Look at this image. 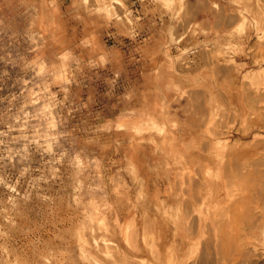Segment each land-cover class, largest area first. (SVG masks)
<instances>
[{
    "label": "rangeland",
    "instance_id": "1",
    "mask_svg": "<svg viewBox=\"0 0 264 264\" xmlns=\"http://www.w3.org/2000/svg\"><path fill=\"white\" fill-rule=\"evenodd\" d=\"M110 1L0 0V264H264V0Z\"/></svg>",
    "mask_w": 264,
    "mask_h": 264
},
{
    "label": "bare ground",
    "instance_id": "2",
    "mask_svg": "<svg viewBox=\"0 0 264 264\" xmlns=\"http://www.w3.org/2000/svg\"><path fill=\"white\" fill-rule=\"evenodd\" d=\"M113 1H114V0H112V1H110V2H113ZM110 2H109V3H110ZM115 2H116V1H115ZM103 3H105V2H103ZM113 3H114V2H113ZM113 3H112V5H113ZM115 4L117 5L118 2H116ZM101 5H105V4H101ZM112 5H110V6L107 5V6H109V7L107 8V6H105V8H107L108 11H110V8H111ZM112 8L114 9V5H113ZM111 10H112V9H111ZM242 11H243V10H242ZM243 13H244V12H243ZM110 14H111V12H110ZM244 15H245V14H244ZM242 16H243V15H242ZM234 64H235V63H234ZM258 77H259V76H258ZM259 79H260V78H259ZM257 87H258V86H257ZM256 90H257V88H256ZM257 91H258L259 93L262 94L261 96H262L263 98H260V97H259V98H260V100H261V99L263 100V99H264V95H263L264 90L261 89V88L259 87V89H258ZM253 95H254V94H253ZM197 98H198V97H197ZM251 98H252V97H251ZM253 98H254V97H253ZM259 98H258V99H259ZM252 101H254V100L252 99ZM256 101L258 102V100L255 98V102H256ZM262 102H263V101H262ZM174 123H175V122H174ZM174 126H175V125H174ZM222 128H223V127H222ZM244 128H246V126H245ZM158 129H159V128H158ZM168 129H169V128H168ZM242 129H243V128H242ZM215 130H216V129H215ZM223 130H224V129H223ZM247 130H249V129H247ZM217 131H218V130H217ZM217 131H215V132H217ZM242 131H243V130H242ZM245 131H246V129H245ZM211 133H212V132H211ZM217 133H218V132H217ZM215 134H216V133H215ZM219 134H221V133H219ZM227 134H228V133H227ZM180 135L183 136L184 133H183V134H180ZM166 138H167V137H166ZM183 139H184V137H183ZM183 139H182V140H183ZM183 141H184V140H183ZM217 141H218V140H217ZM222 141H223V140H222ZM193 142H194V141H193ZM228 142H229V141H228ZM173 143H174V142H173ZM205 143H206V142H205ZM214 144H215V142H214ZM189 145H190V144H189ZM203 145H204V144H203ZM215 145H216V144H215ZM218 145H219V144H218ZM212 146H213V145H212ZM190 147H191V146H190ZM213 147H214V146H213ZM220 148H221V147H220ZM215 149H216V148H215ZM174 150H175V149H174ZM203 151H204V150H203ZM211 151H212V150H211ZM176 152H178V151H176ZM213 152H214V151H213ZM219 152H220V151H219ZM178 153H179V152H178ZM181 153H182V152H181ZM194 153H195V152H194ZM177 155H178V154H177ZM225 156H227V155H225ZM232 156H234V155H232ZM213 157H214V156H213ZM174 158H175V157H174ZM196 158H197V157H196ZM224 158H225V157H224ZM226 158H227V157H226ZM235 158H236V157H235ZM235 158H233V159L235 160ZM185 159H186V158H185ZM188 160H189V159H188ZM227 160H230V159L227 158ZM227 160H226V162H228ZM189 161H190V160H189ZM196 161H197V160H196ZM231 161H232V160H230L229 162H230V163H233V162H231ZM237 161H238V160H237ZM147 162H148V161H147ZM226 162L224 161V164H223V167H225V168H226V166H227V165L225 166ZM238 163H239V162H238ZM238 163L235 161V162H234V166L237 165ZM241 164H242V162H241L240 164H238V165H241ZM232 165H233V164H232ZM232 165H231V167H232ZM250 165H251V164H250ZM245 166H246V165H244V166H242V167H245ZM248 166H249V165H248ZM251 166H253V165H251ZM251 166H250V167H251ZM254 166H255V165H254ZM256 166H257V165H256ZM181 167H182V172H184L185 169H186V166H185L184 162H182V166H181ZM193 167H194V166H193ZM198 167H199V166H198ZM204 167H205V166H204ZM223 167H222V169H223V170H226V169H224ZM246 168H247V167H246ZM246 168H245V169H246ZM258 168H259V167H258ZM230 169H231L230 172L232 173V171H233L234 169H236V168H233V167H232V168H230ZM230 169H229V170H230ZM232 169H233V170H232ZM237 169H239V167H238ZM180 170H181V168H180ZM239 170H241V168H240ZM247 170H248V168H247ZM253 170H254V169H253ZM256 170H258V169L256 168ZM131 171H132V170H131ZM234 171H236V170H234ZM197 172H198V171H197ZM222 172H224V171H222ZM226 172H227V171H226ZM201 173H203V172H201ZM206 173H207V172H206ZM231 173H230V174H227V175L229 176V175H231ZM237 173H239V172H237ZM245 173H247V172L245 171ZM178 174H179V173H178ZM183 174H185V173H183ZM197 174H199V173H197ZM213 174H214V173H213ZM253 174H255V173L253 172ZM224 175H226V174L224 173ZM227 175H226V176H227ZM181 176H182V173H181ZM198 176L200 177V175H198ZM213 176H215V175H213ZM228 176H227L226 178H229ZM243 176H244V175H243ZM249 176H250V175H249ZM192 177H193V176H192ZM189 178H190V177H189ZM203 178H204V177H203ZM246 178H247V177H246ZM231 179H232V178H231ZM137 180H138V178H137ZM225 180H226V179H225ZM232 180H233V179H232ZM232 180H230V181H232ZM186 181H187V180H185V182H186ZM191 181H192V180H191ZM208 181H209V180H208ZM208 181H207L206 183H208ZM212 181H213V180H212ZM226 181H229V180L227 179ZM201 182H202V181H201ZM260 182H262V181H260ZM224 183H226V182H224ZM185 184H186V183H185ZM193 184H194V182H193ZM209 184H210V183H209ZM228 184H229V183H228ZM237 184L240 185V183H237ZM258 184H259V183H258ZM261 184H262V183H261ZM143 185H144V184H143ZM191 185H192V184H191ZM198 185H199V184H197V186H198ZM210 185H211V184H210ZM212 185H213V184H212ZM233 185H234V187H236V186L238 187V185H235V184H233ZM127 186H128V185H127ZM186 186H188V185H186ZM202 186H203V185H202ZM191 187H192V186H191ZM211 187H213V186H211ZM232 187H233V186H232ZM213 188H214V187H213ZM177 189H178V188H177ZM190 189H191V188H190ZM190 189H189V190H190ZM156 190H157V189H156ZM191 190H196V189H194V188L192 187ZM202 190H203V189H202ZM212 190H213V189H212ZM226 190H227V189H226ZM236 190H237V188H236ZM238 190H239V189H238ZM121 191H122V190H121ZM139 191H140V189H139ZM139 191H138V192H139ZM199 191H200V189H199ZM209 191H210V190H209ZM213 191H215V190H213ZM178 192H179V191H178ZM178 192H176V193H178ZM233 192H234V191H233ZM239 192H241V191H239ZM239 192H238V194H239ZM141 193H142V192H141ZM141 193H140V194H141ZM183 193H184V195H185V192H183ZM190 193H191V192H190ZM195 193H196V192H195ZM212 193H213V192H212ZM235 193H236V192H235ZM119 194H120V193H119ZM140 194H138V195H140ZM144 194H145V193H144ZM178 194H179V193H178ZM205 194H206V193H205ZM205 194H204V195H205ZM233 194H234V193H233ZM150 195H151V194H150ZM146 196H147V195H146ZM200 196H201V195H200ZM221 196H222V195H221ZM227 196H228V194H227ZM237 196H239V195H237ZM118 197H120V196H118ZM180 197H181V193H180ZM230 197H232V196H230ZM240 197H242V195H241ZM240 197H239V198H240ZM136 198H137V197H136ZM193 198H194V197H193ZM203 198H204V197H203ZM211 198H212V197H211ZM215 198H216V197H215ZM252 198H253V197H252ZM158 199H159V198H158ZM198 200H199V199H198ZM252 200H253V199H252ZM136 201H137V200H136ZM194 201L196 202V200H194ZM242 201H243V200H242ZM245 201H246V200H245ZM117 202H118V201H117ZM128 204H129V203H128ZM94 205H95V203H94ZM96 205H97V203H96ZM179 205H180V204H179ZM186 205H187V204H186ZM90 206H91V205H90ZM132 206H133V205H132ZM144 206H145V205H144ZM176 206H177V204H176ZM229 206H230V205H229ZM259 206H260V204H259ZM95 207H96V206H95ZM127 207H128V206H127ZM129 207H131V206H129ZM134 207H135V206H134ZM160 207H161V206H160ZM172 207H173V206H172ZM177 207H178V206H177ZM223 208H224V207H223ZM228 208H229V207H228ZM92 209H93V208H92ZM133 209H134V208H133ZM135 209H136V208H135ZM137 209H138V208H137ZM137 209H136V210H137ZM185 209H186V207H185ZM221 209H222V208H221ZM221 209H220V210H221ZM252 209H253V208H252ZM199 210H200V209H199ZM199 210H198V211H199ZM89 211H90V210H89ZM117 211H118V210H117ZM161 211H162V210H161ZM188 211H189V210H188ZM217 211H219V210H217ZM250 211H251V210H250ZM135 213H136V212H135ZM208 213H209V212H208ZM220 213H222V212L220 211ZM224 213H225V209H224ZM88 214H89V212H88ZM92 214H93V213H91V215H92ZM199 214H200V213H199ZM213 214H214V213H213ZM155 215H156V214H155ZM187 215H188V214H187ZM200 215H201V214H200ZM215 215H216V214H215ZM206 216H207V215H206ZM219 216H220V215H219ZM258 216H259V215H258ZM131 217H132V216H131ZM166 217H167V216H166ZM216 217H217V216H216ZM225 217H226V215H225ZM225 217H224V218H225ZM100 218H101V217H100ZM192 218H193V217H192ZM228 218H229V217H228ZM91 219H92V218H91ZM201 219H202V218H201ZM102 220H103V219H102ZM144 220H145V219H144ZM158 220H159V219H158ZM255 220H257V219H255ZM117 221H118V220H117ZM257 221H258V220H257ZM103 222H104V221H103ZM133 222H134V221H133ZM139 222H140V221H139ZM167 223H168V222H167ZM216 223H217V222H216ZM234 223H235V222H234ZM116 224H118V222H116ZM119 224H120V223H119ZM250 224H251V223H250ZM252 224L255 225L254 223H252ZM126 225H127V227H128V225H130V224H126ZM160 225H161V224H160ZM189 225H190V224H189ZM253 225H252V226H253ZM116 226H117V225H116ZM135 226H136V225H135ZM217 226H218V225H217ZM127 227H126V228H127ZM146 227H147V226H146ZM163 227H164V226H163ZM190 227H191V226H190ZM218 227H219V226H218ZM245 227H246V226H245ZM129 228H130V227H129ZM132 228H134V227H132ZM159 228H160V227H159ZM108 229H109V228H108ZM146 229H147V228H146ZM187 229H188V228H187ZM215 229H216V228H215ZM230 229H232V228H230ZM253 229H254L255 231L259 232L260 234H261V233H264V222H263V221L260 222V223L258 222V223L255 225V227H253ZM130 230H131V229H130ZM226 230H227V229H226ZM242 230H243V229H242ZM250 230H251V229H250ZM135 231H136V230H135ZM139 231H141V230H139ZM155 231H156V230H155ZM120 232H121V231H120ZM120 232H119V233H120ZM124 232H126V231H124ZM128 232H129V231H128ZM144 232H145V230H144ZM144 232H143V234H144ZM226 232H227V231H226ZM91 234H92V233H91ZM126 234H127V233H126ZM154 234H156V233H154ZM129 235H130V234H129ZM132 235H133V234H132ZM126 236H127V235H126ZM154 236H155V235H154ZM158 236H159V235H158ZM169 236H170V235H169ZM95 237H96V236H95ZM100 237H101V236H100ZM130 237H131V236H130ZM133 237H134V236H133ZM165 237H166V236H165ZM103 238H104V237H103ZM126 238H128V237H126ZM137 238H138V237H137ZM106 239H107V238H106ZM108 239H109V238H108ZM142 239H143V238H142ZM158 239H159V238H158ZM103 240H104V239H103ZM124 240H125V239H124ZM127 240H129V239H127ZM133 240H134V239H133ZM168 240H169V239H168ZM83 241H84V240H83ZM93 241H94V240H93ZM86 242H87V240H85V243H82V244H85V245H86ZM88 242H89V241H88ZM111 242L113 243L114 241H111ZM111 242H109V243H111ZM127 242H128V241H127ZM150 242H151V241H150ZM95 243H96V242H95ZM103 243H104V242H103ZM131 243H132V242H131ZM143 243H144V240H143ZM147 243H148V242H147ZM90 244H92V243H90ZM104 244H105V243H104ZM139 244H140V243H139ZM172 244H173V243H172ZM108 245H109V244H108ZM110 245H111V244H110ZM113 245H114V244H113ZM113 245H112V247H114ZM122 245H123V244H122ZM128 245H129V243H128ZM137 245H138V244H137ZM150 245H152V243H150ZM118 246H120V245H118ZM132 246H133V245H132ZM154 246H155V245H154ZM82 247H83V246H82ZM96 247H97V246H96ZM129 247H130V246H129ZM135 247H136V246H135ZM135 247H134V248H135ZM137 247H138V246H137ZM141 247H142V246H141ZM95 249H96V248H95ZM120 249H121V248H120ZM130 249H131V248H129V250H130ZM135 249H137V248H135ZM142 249H143V248H142ZM157 249H158V248H157ZM157 249H155V250H157ZM85 250H86V249H85ZM87 250L89 251V249H87ZM93 250H94V249H92V251H93ZM114 250H115V249H114ZM116 250H117V247H116ZM123 250H124V249H123ZM152 250H153V249H152ZM106 251H107V250H106ZM84 252H85V251H84ZM121 252H122V251H121ZM132 252H133V251H132ZM135 252H137V251H135ZM152 252H153V251H152ZM158 252H159V251L157 250V253H158ZM91 253H93V252H91ZM109 253H111V252H109ZM112 253H113V252H112ZM150 253H151V252H150ZM154 253H155V251H154ZM167 253H168V252H167ZM94 254H95V253H94ZM104 254H105V253H104ZM159 254H160V253H159ZM159 254H158V255H159ZM95 255H96V254H95ZM98 255H99V254H98ZM106 255H107V254H106ZM114 255H115V254H114ZM126 255H128V254H126ZM158 255H157V256H158ZM81 256H82V255H81ZM104 256H105V255H104ZM130 256H131V258H132L133 255H130ZM101 257H102V256H101ZM109 257H110V256H109ZM112 257H113V256H111V258H112ZM123 257H124V255H123ZM128 257H129V256H128ZM136 257H137V256H136ZM86 258H87V257H86ZM86 258H85V259H86ZM105 258H106V257H105ZM105 258H103V259H105ZM111 258H109V259H111ZM126 258H127V257H126ZM133 258H135V257H133ZM133 258L131 259V261L133 260ZM149 258H150V257H149ZM158 258H159V257H157V259H158ZM81 259H82V258H81ZM127 259H128V258H127ZM129 259H130V258H129ZM137 259H138V258H137ZM87 260H88V259H87ZM151 260H152V259H151ZM163 260H164V259H163ZM88 261H89V260H88ZM110 261H111V260H110ZM127 261H128V260H127ZM136 261H137V260H136ZM155 261H156V260H155ZM168 261H169V260H168ZM104 262H106V261H104ZM107 262H108V261H107ZM137 262H138V261H137ZM159 262H160V261H159ZM166 262H167V261H166ZM125 263H126V261H125ZM130 263H131V262H130ZM138 263H139V262H138ZM127 264H128V263H127ZM135 264H136V263H135ZM145 264H146V263H145ZM161 264H162V263H161Z\"/></svg>",
    "mask_w": 264,
    "mask_h": 264
}]
</instances>
